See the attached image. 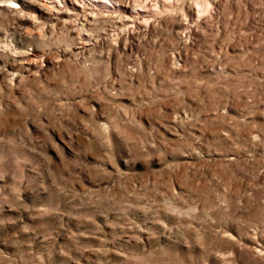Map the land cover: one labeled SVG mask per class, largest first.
<instances>
[{
    "label": "rangeland",
    "instance_id": "rangeland-1",
    "mask_svg": "<svg viewBox=\"0 0 264 264\" xmlns=\"http://www.w3.org/2000/svg\"><path fill=\"white\" fill-rule=\"evenodd\" d=\"M110 1L0 0V264H264V0Z\"/></svg>",
    "mask_w": 264,
    "mask_h": 264
},
{
    "label": "bare ground",
    "instance_id": "bare-ground-1",
    "mask_svg": "<svg viewBox=\"0 0 264 264\" xmlns=\"http://www.w3.org/2000/svg\"><path fill=\"white\" fill-rule=\"evenodd\" d=\"M55 2V1H53ZM79 3L83 5H88V6H95V7H101V8H114L116 7V4H114L110 0H79ZM138 10V8L136 9ZM78 29L81 31L82 29L80 28L82 25L81 23H78Z\"/></svg>",
    "mask_w": 264,
    "mask_h": 264
}]
</instances>
